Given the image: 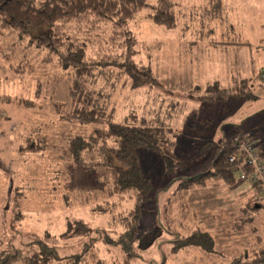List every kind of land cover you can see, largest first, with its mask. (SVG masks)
Returning <instances> with one entry per match:
<instances>
[{
  "label": "rangeland",
  "instance_id": "obj_1",
  "mask_svg": "<svg viewBox=\"0 0 264 264\" xmlns=\"http://www.w3.org/2000/svg\"><path fill=\"white\" fill-rule=\"evenodd\" d=\"M172 1L174 28L146 19V8L118 29L126 34L108 23L91 29L88 40L87 55L99 63L88 77L94 98L115 111V121L147 119L169 128L170 145L181 158L171 176L160 158L141 151L155 188L143 208L138 255L127 263L121 246L99 240L95 246L105 264H160L164 257L165 264H230L264 247V202L239 173L233 183L216 176L183 183L211 172L219 149L234 139L251 140L264 161V0H227L228 20L236 23L247 4L258 1L259 7L251 23H230L215 35L207 32L213 17L205 10L212 12L216 0ZM195 30L204 34L192 39ZM74 78L30 37L0 30V250L41 237L62 255L79 251L78 237L69 243L60 238L76 219L97 231L93 237L108 232L116 238L124 231L122 218L133 200L107 196L104 183L93 186L86 169L66 153L70 138L96 131L61 117ZM30 141L35 146L27 150ZM196 230L213 235L214 252L171 250L178 236Z\"/></svg>",
  "mask_w": 264,
  "mask_h": 264
},
{
  "label": "trees",
  "instance_id": "obj_2",
  "mask_svg": "<svg viewBox=\"0 0 264 264\" xmlns=\"http://www.w3.org/2000/svg\"><path fill=\"white\" fill-rule=\"evenodd\" d=\"M217 1L212 12L211 7L205 10L208 16L220 14L218 7L221 6ZM174 4L172 0H158L154 4H150L149 0H0V30L12 31L20 38L30 37L31 45L48 50L49 54L56 56L62 68L74 71L68 101L61 104V117L68 122L92 124L96 126V131L94 136L78 134L70 138L67 156L86 169L93 186L104 183L107 196H128L133 200L129 215L122 218L124 231L119 232L116 238H112L108 232L93 237V232L97 231L87 222L76 219L67 224L60 238L69 243L68 240L78 237L76 241L81 244L79 251L62 255L58 246L40 237L20 246L10 243L7 249L0 250V264H105L95 246L99 240L108 245L121 246L127 263L137 257L135 244L143 229V208L155 188L152 178L144 172L141 151L147 150L160 158L165 172L171 176L181 166V158L170 145L169 128L151 124L147 119L139 122L129 118L115 121V111L94 98L95 92L90 88L88 77L93 75L99 63L87 55V45L92 36L91 29L105 27L109 23L115 33L125 32L118 29L125 28L146 8L149 9L145 12L146 19L174 28L177 23ZM99 126L103 129L99 130ZM241 139L224 143L217 152L211 172L184 178L185 186L202 183L209 176L233 183L238 171L248 172L243 154L234 162L230 161L239 150ZM33 146L30 141L25 149L32 150ZM251 188L255 190L254 196L258 200V185H251ZM257 205L262 206V203ZM105 211L103 209L101 212ZM186 247H199L211 253L215 250V239L209 232L196 230L188 236H178L171 250L177 252ZM165 260L164 257L160 264H165ZM230 264H264V247L245 253L243 257L233 258Z\"/></svg>",
  "mask_w": 264,
  "mask_h": 264
},
{
  "label": "built area",
  "instance_id": "obj_3",
  "mask_svg": "<svg viewBox=\"0 0 264 264\" xmlns=\"http://www.w3.org/2000/svg\"><path fill=\"white\" fill-rule=\"evenodd\" d=\"M241 154L245 157L249 171H238L239 178L247 181L250 185L257 184L259 187L257 198L264 201V161L259 157L255 145H253L252 141L248 138H242L239 141V150L236 152L235 156L230 158V161L234 162Z\"/></svg>",
  "mask_w": 264,
  "mask_h": 264
},
{
  "label": "crops",
  "instance_id": "obj_4",
  "mask_svg": "<svg viewBox=\"0 0 264 264\" xmlns=\"http://www.w3.org/2000/svg\"><path fill=\"white\" fill-rule=\"evenodd\" d=\"M217 2H219V4H220L219 6H221L220 8H222V9L220 10V14L215 15V16L212 15L213 19H212L211 22L213 24L209 26V30L207 31L209 34H213V35H215L216 32L221 31L226 25H228L230 23L234 24V25H241V26H243V22H246V21L251 23L252 22V18H253V14H254V9L259 7L258 6V4H259L258 1L255 2V3H252V4H247L246 5L247 8L245 9V11H247V12L245 13L244 11H242L241 18L236 23L232 19L228 20V16L226 14L227 13L226 10H228V8H230V7L228 6L227 0H218ZM250 8L253 9L252 12L249 10ZM226 20H228V22L223 24V21H226ZM191 21H196V20L192 19ZM193 23H194L195 27H198V24H196L195 22H193ZM177 24H178V21H177ZM216 25H218L217 28H216ZM244 25H246V24H244ZM200 26H201L202 29H204V25H200ZM194 32L191 31L192 39L194 38V36H196L198 34H199V36H202L204 34V32H202L200 30H195Z\"/></svg>",
  "mask_w": 264,
  "mask_h": 264
}]
</instances>
